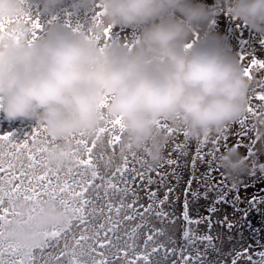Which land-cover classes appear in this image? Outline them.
I'll return each mask as SVG.
<instances>
[{
    "label": "clouds",
    "instance_id": "9594fccd",
    "mask_svg": "<svg viewBox=\"0 0 264 264\" xmlns=\"http://www.w3.org/2000/svg\"><path fill=\"white\" fill-rule=\"evenodd\" d=\"M61 0H39L52 12ZM94 10L84 26L50 24L33 39L28 0H0V113L6 120H34L49 139L45 159L66 167L82 151L74 135L98 138L106 123L120 118V153H135L143 167L159 164L168 129L194 143L223 134L247 113L254 80L245 65L214 34L193 40L194 28L218 8L202 0H75ZM224 11L264 35V0H217ZM100 12L98 18L95 12ZM138 29L128 44L97 39L113 26ZM258 149L264 150V109L251 117ZM164 122L167 128L160 127ZM229 180L250 169L235 146L216 156ZM6 237L32 249L71 213L52 199L8 205Z\"/></svg>",
    "mask_w": 264,
    "mask_h": 264
},
{
    "label": "snow or ice",
    "instance_id": "6c2138e0",
    "mask_svg": "<svg viewBox=\"0 0 264 264\" xmlns=\"http://www.w3.org/2000/svg\"><path fill=\"white\" fill-rule=\"evenodd\" d=\"M99 16L100 12L96 11L94 18ZM28 20L31 25L30 35L35 39L42 30V25L38 18L30 17ZM2 27L3 25H0V28ZM97 39L113 40L111 26L105 29L103 37ZM124 42L128 44L129 41ZM241 63L245 65L246 75L253 79L255 84L254 94L249 97L247 113L236 122L239 127L235 133L231 132L228 126L223 134H217L211 139L205 138L198 143L194 160H204L208 157L214 159L219 147L225 144L230 135L248 138L249 133L253 132L251 117L264 109V60L251 58L249 62L242 58ZM257 74L259 79L256 78ZM159 126L167 128L164 122ZM180 133L178 129H168L173 153H183L188 146L184 135L183 142H175ZM121 134L122 125L120 118L117 117L108 121L99 130L98 138L90 141L92 147H89V140L74 135L73 139L82 146V151L74 154L72 165L66 167H52L45 159L44 153L49 139L43 125H36L32 132L20 141L13 140L11 133L0 135V264H139L141 260L143 264H161V259H157L160 248H164L162 259H166L169 253L177 255L176 249L158 243V238L164 235V230L152 229L153 234L147 235L143 241V254L135 259H129L130 255L137 252V241L142 229L149 227L151 215L154 213L159 219L166 217L167 213L158 210L156 201L149 203L147 207L140 205L143 211L135 207L139 198L130 186L129 179L132 182L137 179L143 181L144 174L135 167L136 164L143 165L137 154L119 152ZM251 143L256 145L257 139L251 140ZM209 144L212 147L204 152V148ZM109 146L113 150L108 153L107 160L103 161L101 173L97 163L84 156L85 154L91 156L95 149L101 153L102 159ZM249 151H253V148ZM130 163L132 166L126 167ZM77 176L80 177L79 180ZM97 178L102 181L101 184L94 183ZM150 180L149 177L148 183ZM119 184L123 187H119ZM101 188L104 189L108 200L115 199L119 202L118 205L109 202L97 210L94 200L102 198L99 195ZM90 192H94L95 195L90 197ZM130 195L133 197L132 201L126 202ZM18 196H23L33 203L45 199L57 201L70 211L71 219L65 226L49 230L40 244L34 248L24 249L9 240L4 233L5 221L16 214L8 205ZM155 196L156 194L151 192L149 199ZM166 198L165 196L164 199ZM158 203L162 205L163 200H159ZM183 218L189 221L187 211ZM137 220L140 222L131 228H125L123 236L120 234L126 222ZM183 236L191 246L193 243L191 230H185ZM150 244L156 245L151 251ZM185 251L187 249H180V260H173L172 264H200L203 255L198 249L188 255L184 254ZM259 257V260L249 258L247 264H264V252H260ZM234 264H238V261L234 260Z\"/></svg>",
    "mask_w": 264,
    "mask_h": 264
},
{
    "label": "bare ground",
    "instance_id": "6f19581e",
    "mask_svg": "<svg viewBox=\"0 0 264 264\" xmlns=\"http://www.w3.org/2000/svg\"><path fill=\"white\" fill-rule=\"evenodd\" d=\"M202 2L218 10L213 11L204 23L194 28L193 40L198 41L209 34H214L220 44L240 61L242 58L249 62L251 58L264 60V35L257 33L247 24L242 27L245 23L242 25L238 19L230 16L224 11L222 4H217V0H202ZM28 3L32 16L38 18L42 25L40 32L44 29L45 20L55 16L61 18L62 23L59 24L84 27L94 11L77 8L70 13L67 6L69 0H61V3L50 13L41 9L39 0H28ZM137 31L136 28L119 25L112 28L113 38L118 41L131 40ZM223 39H226L225 43ZM256 78L259 79L258 74ZM0 124V133L14 132L17 141L24 139V134H21L22 129L36 126L34 120H6L2 113H0ZM229 127L230 131L235 133L239 126L235 122ZM254 139V132H250L248 138L230 135L225 142L226 146L222 144L216 152L217 156L236 140L249 143L247 148L243 149V153L251 161L250 169L235 180H229L223 175V171L215 163L216 156L214 159L208 157L204 160H194L197 143L190 140H187L188 146L183 153H173L172 143L169 142L164 157L151 170L136 164L135 167L144 174V180L137 179L132 182L129 179L130 186L139 198L135 207L143 211L140 205L147 207L149 203L156 201L158 210L167 213V216L158 219L154 213L151 215L149 227L142 229L137 241V252L130 255L129 259H135L143 254V241L147 235L153 234L152 229H163L164 235L158 238V243L176 249L177 255L173 256L169 253L166 259H162L164 248H160L157 259H161V264H172L173 260L179 261L180 249H187L185 255L194 253L198 249L203 255L200 264H234V260H237L238 264H247L249 258L259 260V253L264 252V150H259L258 144L250 143V140ZM183 140L181 132L175 142L179 143ZM89 147H92L90 141ZM211 147L209 144L203 151L207 152ZM250 148H253V151L250 152ZM112 150L109 146L103 157L107 159L108 153ZM87 157L97 163L102 173L101 153L94 149L93 154ZM131 166L130 163L126 167ZM149 177L151 180L148 183ZM94 183L101 184L102 181L97 178ZM118 186L123 187L122 184ZM151 192L156 196L150 200ZM94 195V192L89 193L90 197ZM99 195L102 198L94 200L97 210L109 202L117 205L119 203L115 199L109 201L103 188L100 189ZM108 195L110 196L111 192ZM132 199L130 195L126 202H131ZM159 200H163L162 205L158 203ZM185 211L191 223L184 220ZM105 213H107L106 207ZM139 222V220L126 222L120 234L123 236L125 228H131ZM185 230H191L193 241L191 246L183 236ZM155 246L150 244L149 251ZM139 264H143V261L141 260Z\"/></svg>",
    "mask_w": 264,
    "mask_h": 264
},
{
    "label": "rangeland",
    "instance_id": "374dc122",
    "mask_svg": "<svg viewBox=\"0 0 264 264\" xmlns=\"http://www.w3.org/2000/svg\"><path fill=\"white\" fill-rule=\"evenodd\" d=\"M68 6V12H70V13H72L74 10H76L78 7L76 6V4H75V0H69V4L67 5ZM59 22L60 23H62V20H61V18L60 17H57V16H55V17H51L50 19H47V20H45V22H44V25H43V27L45 28V27H47L48 25H50V24H54V23H58L59 24ZM240 23H242V25L244 24L243 22H241V21H239ZM237 25V24H236ZM246 25V23L242 26V27H244ZM223 41H224V43H225V41H226V39H223ZM0 126H1V124H0ZM31 126H33L32 124H31ZM32 127H30L29 129H27L26 127L24 128V129H22L21 130V134L23 133L24 134V138H25V136L27 135V134H29L30 132H32ZM23 131V132H22ZM28 131V132H27ZM3 133H6V132H2V133H0V135H2ZM11 134H12V139L13 140H15V141H17L16 139H15V137H16V134L14 133V132H10ZM14 133V134H13ZM31 139V138H30ZM239 141V142H238ZM248 142L246 141H243V140H236L231 146H235V147H237L238 149H239V151L241 152V153H243V149H245V148H247V146H248V144H247ZM250 143H251V140H250ZM110 153H111V151H110ZM88 155L87 154H85V156H84V158H86V159H89V157H87ZM104 160H107L106 158H102L101 159V162L103 163V161ZM72 165V163H70L68 166H71ZM79 176H77V180H79Z\"/></svg>",
    "mask_w": 264,
    "mask_h": 264
}]
</instances>
